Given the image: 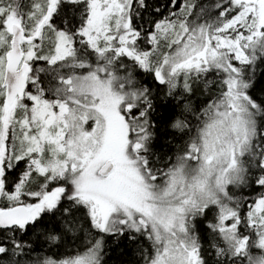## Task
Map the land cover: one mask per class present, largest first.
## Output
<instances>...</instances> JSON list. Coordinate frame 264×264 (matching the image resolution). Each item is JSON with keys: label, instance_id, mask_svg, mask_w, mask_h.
Returning a JSON list of instances; mask_svg holds the SVG:
<instances>
[{"label": "snow or ice", "instance_id": "obj_1", "mask_svg": "<svg viewBox=\"0 0 264 264\" xmlns=\"http://www.w3.org/2000/svg\"><path fill=\"white\" fill-rule=\"evenodd\" d=\"M264 264V0H0V264Z\"/></svg>", "mask_w": 264, "mask_h": 264}, {"label": "trees", "instance_id": "obj_2", "mask_svg": "<svg viewBox=\"0 0 264 264\" xmlns=\"http://www.w3.org/2000/svg\"><path fill=\"white\" fill-rule=\"evenodd\" d=\"M134 252L131 250L127 251V254L124 255L123 257L120 256L119 251L117 252H110L109 257H106V259L110 260V264H118L119 260H130L134 257Z\"/></svg>", "mask_w": 264, "mask_h": 264}]
</instances>
